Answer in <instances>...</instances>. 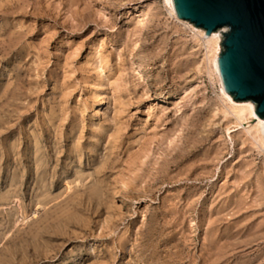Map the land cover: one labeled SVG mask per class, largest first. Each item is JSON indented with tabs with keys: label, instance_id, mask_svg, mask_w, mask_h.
Here are the masks:
<instances>
[{
	"label": "rangeland",
	"instance_id": "1",
	"mask_svg": "<svg viewBox=\"0 0 264 264\" xmlns=\"http://www.w3.org/2000/svg\"><path fill=\"white\" fill-rule=\"evenodd\" d=\"M201 41L165 0H0V264H264Z\"/></svg>",
	"mask_w": 264,
	"mask_h": 264
},
{
	"label": "water",
	"instance_id": "2",
	"mask_svg": "<svg viewBox=\"0 0 264 264\" xmlns=\"http://www.w3.org/2000/svg\"><path fill=\"white\" fill-rule=\"evenodd\" d=\"M179 19L207 35L223 30L218 69L236 102L251 101L264 119V0H173Z\"/></svg>",
	"mask_w": 264,
	"mask_h": 264
},
{
	"label": "bare ground",
	"instance_id": "3",
	"mask_svg": "<svg viewBox=\"0 0 264 264\" xmlns=\"http://www.w3.org/2000/svg\"><path fill=\"white\" fill-rule=\"evenodd\" d=\"M165 4L169 8V13L177 22L188 26L193 31L196 38H198V41L202 40L201 42L204 46L205 56L210 62L213 73H216L215 75H217V79L219 78L221 84L222 93L220 95L223 97V101L227 103V106H224L221 110L217 109L218 113L223 114L224 118H227L228 116L233 117V119L235 120V124H237L236 126L242 125L241 122L244 120L251 119L252 121H254V124H250L249 126L247 125L248 127L243 129L249 136V143L258 146L264 152V119H261L256 115L255 104L251 101L239 103L234 101L225 91L221 81L218 69V56L220 51L222 50L220 42L222 40L223 31H225V29L218 30L211 33L210 35H207L203 29L196 28L189 22L183 21L178 18L173 7V0H165Z\"/></svg>",
	"mask_w": 264,
	"mask_h": 264
}]
</instances>
